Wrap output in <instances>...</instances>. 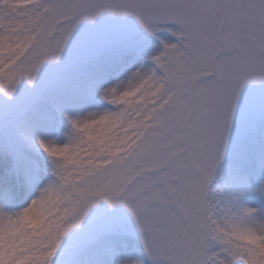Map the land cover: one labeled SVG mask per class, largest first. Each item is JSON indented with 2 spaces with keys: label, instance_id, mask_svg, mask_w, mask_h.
<instances>
[{
  "label": "snow or ice",
  "instance_id": "obj_1",
  "mask_svg": "<svg viewBox=\"0 0 264 264\" xmlns=\"http://www.w3.org/2000/svg\"><path fill=\"white\" fill-rule=\"evenodd\" d=\"M0 264H264V0H0Z\"/></svg>",
  "mask_w": 264,
  "mask_h": 264
}]
</instances>
